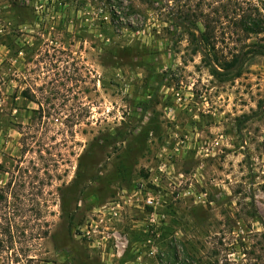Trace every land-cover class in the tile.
Returning a JSON list of instances; mask_svg holds the SVG:
<instances>
[{"label": "rangeland", "instance_id": "rangeland-1", "mask_svg": "<svg viewBox=\"0 0 264 264\" xmlns=\"http://www.w3.org/2000/svg\"><path fill=\"white\" fill-rule=\"evenodd\" d=\"M0 264H264V0H0Z\"/></svg>", "mask_w": 264, "mask_h": 264}, {"label": "trees", "instance_id": "trees-1", "mask_svg": "<svg viewBox=\"0 0 264 264\" xmlns=\"http://www.w3.org/2000/svg\"><path fill=\"white\" fill-rule=\"evenodd\" d=\"M181 22L184 24L185 21H181ZM190 22H191V24H190ZM202 25H203V31L198 30L200 32V41L204 45L207 46L209 44V36L207 35L209 32V24L204 22V24H202ZM244 25H245V23H244ZM186 26L197 29L196 22L188 21V22H186ZM246 31H247V34H253V33L259 34L262 32V29L259 27V24L257 23V21L253 20L252 27L246 28ZM237 61H238L237 58L233 59L232 61L227 62V63H220L218 60H214L213 64L218 66V67H221L222 69H227V68L233 67Z\"/></svg>", "mask_w": 264, "mask_h": 264}, {"label": "water", "instance_id": "water-1", "mask_svg": "<svg viewBox=\"0 0 264 264\" xmlns=\"http://www.w3.org/2000/svg\"><path fill=\"white\" fill-rule=\"evenodd\" d=\"M213 66V65H212ZM214 67V66H213Z\"/></svg>", "mask_w": 264, "mask_h": 264}]
</instances>
